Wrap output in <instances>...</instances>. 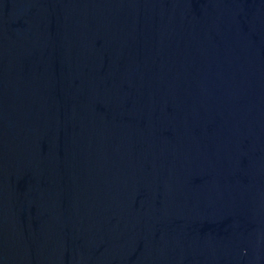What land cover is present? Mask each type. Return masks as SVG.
I'll use <instances>...</instances> for the list:
<instances>
[{
	"label": "water",
	"instance_id": "95a60500",
	"mask_svg": "<svg viewBox=\"0 0 264 264\" xmlns=\"http://www.w3.org/2000/svg\"><path fill=\"white\" fill-rule=\"evenodd\" d=\"M0 264H264V0H0Z\"/></svg>",
	"mask_w": 264,
	"mask_h": 264
}]
</instances>
